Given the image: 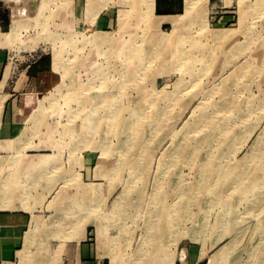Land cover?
I'll return each instance as SVG.
<instances>
[{"label":"rangeland","instance_id":"rangeland-1","mask_svg":"<svg viewBox=\"0 0 264 264\" xmlns=\"http://www.w3.org/2000/svg\"><path fill=\"white\" fill-rule=\"evenodd\" d=\"M193 1L192 18L178 29L156 27L147 0H54L47 9L44 0L28 3L34 13L13 48L26 62L29 51L47 53L55 69L39 84L36 105L63 88L40 127L28 123L35 108L23 115L20 149L49 155L42 169L73 171L75 186L90 155L101 171L91 179L101 186V219L121 205L131 251L164 237L154 251L163 246L170 259L183 248L202 264L215 257L264 264V0ZM97 32L113 41L92 42ZM111 116L145 125L133 144L115 128L105 132ZM160 211L164 228L152 233Z\"/></svg>","mask_w":264,"mask_h":264},{"label":"crops","instance_id":"crops-1","mask_svg":"<svg viewBox=\"0 0 264 264\" xmlns=\"http://www.w3.org/2000/svg\"><path fill=\"white\" fill-rule=\"evenodd\" d=\"M32 1L0 0V264H202L201 255L183 248L172 259L163 246L155 252L152 240L139 253L131 251V225L118 211L121 205L101 219V186L91 182L101 171L92 169L90 155L75 186L73 171L42 169L41 154L27 157L20 149L23 115L35 108L42 79L55 72L47 53L29 51L31 59H19L17 43L7 37L16 22L33 15ZM184 10L185 0H155L157 14Z\"/></svg>","mask_w":264,"mask_h":264},{"label":"bare ground","instance_id":"bare-ground-1","mask_svg":"<svg viewBox=\"0 0 264 264\" xmlns=\"http://www.w3.org/2000/svg\"><path fill=\"white\" fill-rule=\"evenodd\" d=\"M52 1L54 0H44V7L43 9H47L48 6L51 5ZM132 1V0H131ZM137 1V0H135ZM148 1V13L153 16L155 18V20L157 21L158 20V25H156V27H158L161 23H164V22H171L173 24V26L175 27V29L178 27H181L182 25H185L189 19L192 18V15L194 13V10H195V5H194V1L193 0H185V10L183 13H180V14H157L155 12V0H147ZM123 18V16H122ZM28 26V24L25 22H16L15 25H14V28H13V31L10 35H8L7 37L9 38V41L14 44L18 37L20 36V34L22 33V31H24V29ZM42 29L45 30V27L43 26ZM178 31V30H177ZM174 32V31H173ZM223 35V34H222ZM161 40L163 38H165V34L161 35ZM2 37L3 36H0V40H2ZM112 42L113 41V36H107V35H103L101 34V32H97L95 33L93 36H92V42H95V43H105V42ZM67 44L73 46L75 48V51L78 49L77 46H75V44H73V41L71 42L70 40L67 41ZM37 47L35 44L31 47ZM74 54V52H73ZM131 55V54H130ZM73 57V56H72ZM71 57V58H72ZM76 57V56H75ZM70 59V58H69ZM75 60V59H74ZM69 61V60H68ZM72 62V60L70 61ZM131 63V62H130ZM132 64V63H131ZM55 67L56 69L60 70V72L62 73V77L63 78H68L69 75V71L67 69V65L63 63V57L60 55V53H56L55 55ZM71 70V69H70ZM131 70V68L129 69V71ZM131 72V71H130ZM65 80V79H63ZM92 81V80H91ZM90 81V83H91ZM65 83V82H64ZM88 84V83H86ZM94 84V83H92ZM91 86V85H90ZM87 87V86H86ZM63 88V85L62 83L55 86L53 89H51V91L49 92V94L47 96H45L43 99L41 98V100L38 102V104L36 105L35 109L33 110V112L30 114V116L28 117V123L30 125V127H32L33 129L37 128L40 123L42 122V119L43 117L45 116V114L47 113V109L48 107H51V105L54 104V102L57 100L58 96L61 95L59 94L60 91L62 90ZM67 89V88H66ZM85 89V87H84ZM81 90V89H80ZM89 90V89H88ZM67 92V91H66ZM79 92V91H78ZM67 94V93H66ZM65 94V95H66ZM46 95V94H45ZM78 95V94H77ZM82 95V94H81ZM6 96V95H5ZM64 96V95H63ZM70 96V95H69ZM87 97V96H86ZM77 101V100H76ZM3 104H4V98L3 96L0 97V110L2 109L3 107ZM100 104V102H97L94 106H98ZM107 104H110L109 106H113V105H116L115 103H107ZM108 106V105H107ZM93 107V106H92ZM80 111V110H79ZM114 113H117L118 111H121V110H117V109H113L112 110ZM89 112V111H88ZM93 113V115L90 116V122H93V126H95L99 121H98V116L95 115V113L97 111H91ZM107 112V111H106ZM73 114V113H72ZM134 114V113H133ZM135 116V115H134ZM83 117V116H81ZM102 117V116H101ZM159 121V120H158ZM202 121V120H201ZM200 121V122H201ZM89 122V124H90ZM110 122V125L109 126H106L107 129H105V132L107 134L111 133L113 128H115L116 130V133H118L120 136H121V139L123 140H128L127 144H133L132 141L130 140H134L136 139V137H138L139 135V130H142L143 125H141V121L140 122H135V123H131L130 122H126V119H123V118H120V117H116V116H111L110 117V120L108 121ZM198 122V120H197ZM111 123H114V124H111ZM72 124V123H71ZM63 125V124H62ZM40 127V126H39ZM98 127V126H97ZM94 129H97L96 127H93L90 129V127H88V129H86L85 132L87 133H90L92 130ZM98 130V129H97ZM56 131V130H55ZM26 132V129H24V131H22L19 139L24 135V133ZM142 132V131H141ZM141 134V133H140ZM84 136V135H83ZM59 138V137H58ZM107 138V137H106ZM84 140V138H83ZM82 140V141H83ZM87 140V139H86ZM86 143V142H85ZM55 145V144H54ZM58 145V144H57ZM83 145V144H82ZM58 147V146H57ZM84 147V146H83ZM82 148V147H81ZM20 150V149H19ZM193 155V154H192ZM49 158L50 156L48 155V157H46L45 159L42 160L41 162V167L49 164ZM10 159V158H9ZM251 159V158H250ZM250 161V160H248ZM10 162V161H9ZM12 162V161H11ZM100 162V161H99ZM245 165V164H244ZM247 165V164H246ZM253 165V164H251ZM247 166H250V163L249 165ZM251 167V166H250ZM39 168V167H38ZM247 168V167H246ZM242 169V168H240ZM252 169V168H251ZM245 170V169H244ZM250 170V169H248ZM239 171V170H238ZM243 171V170H242ZM244 172V171H243ZM253 179V178H252ZM255 180V179H254ZM252 185V184H251ZM254 188V187H253ZM93 191V190H92ZM94 198V197H93ZM160 204V203H159ZM163 205V204H162ZM156 207V206H155ZM159 207V206H158ZM71 208V207H70ZM161 208V207H160ZM157 209V208H156ZM162 210V209H161ZM155 211V210H154ZM117 212V211H116ZM162 213H160L159 215H157L158 217L159 216H162V219H160V222L156 223L155 224L154 222L149 223L152 224V233H156L158 231V229H161V228H164V219L166 218V216H164V213L163 211H160ZM66 213V212H65ZM162 214V215H161ZM54 215V214H53ZM154 216V215H153ZM151 216V217H153ZM151 217H149V219H151ZM57 218V217H56ZM162 220V221H161ZM88 223V221H87ZM120 224V223H119ZM50 227V226H49ZM48 227V228H49ZM37 230V229H36ZM35 231V230H34ZM49 231V230H48ZM53 231V230H52ZM162 231V230H161ZM32 232V231H31ZM61 236V235H60ZM160 236V235H159ZM27 237V236H26ZM36 238V237H35ZM32 240V239H31ZM160 240V239H159ZM28 242V241H27ZM30 242V241H29ZM34 242V240H33ZM32 243V242H31ZM175 243V241H174ZM173 243V244H174ZM33 244V243H32ZM158 242L156 241V239H154L152 237V245H153V251L157 248ZM29 246V245H28ZM33 248V247H32ZM26 249V248H25ZM30 253V252H29ZM32 253V252H31ZM153 253V252H152ZM26 255V254H25ZM146 254H141V259H142V256H145ZM226 255V253H225ZM139 257V258H140ZM149 257V256H148ZM224 255L221 256V259H224ZM213 264H223L221 262V260H219V258L215 257L213 260H212ZM139 264V263H138ZM142 264V263H141Z\"/></svg>","mask_w":264,"mask_h":264}]
</instances>
